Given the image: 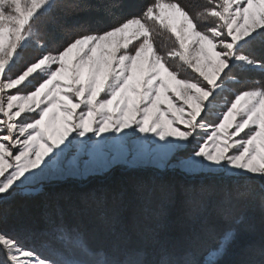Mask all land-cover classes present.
<instances>
[{
  "label": "snow or ice",
  "instance_id": "obj_1",
  "mask_svg": "<svg viewBox=\"0 0 264 264\" xmlns=\"http://www.w3.org/2000/svg\"><path fill=\"white\" fill-rule=\"evenodd\" d=\"M144 159L203 179L179 193L138 184L143 220L81 193L102 222L96 247L52 216L42 232L8 227L10 200L39 195L42 178ZM233 177L258 178L264 208V0H0V264H264V243L258 262L226 259L249 194L222 183ZM52 211L62 221L59 194ZM69 240L78 255L58 247Z\"/></svg>",
  "mask_w": 264,
  "mask_h": 264
},
{
  "label": "trees",
  "instance_id": "obj_2",
  "mask_svg": "<svg viewBox=\"0 0 264 264\" xmlns=\"http://www.w3.org/2000/svg\"><path fill=\"white\" fill-rule=\"evenodd\" d=\"M84 20L96 24L102 17L95 13H87ZM161 47H168L171 41L166 35L157 37ZM249 82L253 79H260L259 71L246 74ZM203 178L187 176L177 170L159 171L155 168L140 169L125 165L111 167L107 171L88 177L86 180H67L62 183H44L42 192L34 197L16 195L10 200L8 227L19 230L21 224H25L42 232L50 227L49 217L56 219L57 223L62 222L69 231L78 230L83 234L86 243L91 247H96L100 243L99 212L93 205H86L80 201L81 193H97L104 195L107 207L117 206L120 208L125 219L131 221L136 217L143 220L144 208L136 197V186L140 183H149L170 187L177 193L187 185L198 184ZM206 183L209 181H205ZM65 183H69L65 184ZM232 189L246 191L249 194L238 201L237 209L244 218V224L238 233V239L230 247L226 257L228 261H256L261 257L259 248L264 243V208L259 203V191L261 181L255 179L227 178L223 182ZM59 194L60 203L65 212L62 221L54 216L52 206L54 196ZM155 205L149 206V211H155ZM142 212V214H141ZM184 209L179 201H175L168 206L169 232L179 241L181 225L184 222ZM223 221L216 225L217 232L225 227ZM182 243V241H179ZM215 236L208 235L202 238L201 248H207L214 244ZM66 255H78V250L74 249L73 242L69 240L63 245H58ZM179 248V244H178Z\"/></svg>",
  "mask_w": 264,
  "mask_h": 264
},
{
  "label": "rangeland",
  "instance_id": "obj_3",
  "mask_svg": "<svg viewBox=\"0 0 264 264\" xmlns=\"http://www.w3.org/2000/svg\"><path fill=\"white\" fill-rule=\"evenodd\" d=\"M222 103V101L220 102ZM73 153L72 152H69L68 155L71 156ZM87 157H84L82 156L81 159H86ZM176 160L175 159H172L169 163V166L167 168L164 167V165L159 162V161H155V160H152V159H144L140 162H138L137 164L135 165H131L129 164L128 162L126 161H123V160H119V161H116V162H113L112 164H110L108 167L104 168L103 170L101 171H98V172H91V173H88L84 176H75V177H67V178H62L61 179V182L63 183L64 180L67 181V180H80V181H83V180H86V178L88 179V177H91V176H95L97 174H101L102 172L104 171H107L108 169H110L111 167H114V166H117V165H125V166H129V167H132V168H140V169H148V168H155L159 171H162L164 172V170H177L179 171L178 168L174 167V165L176 164ZM235 178V177H234ZM236 178H241V179H244V177H236ZM257 181H259L258 178H253ZM44 183H49L47 179L45 178H42V183L39 185L42 186ZM62 183H59V184H62ZM50 184V183H49ZM65 184H68L70 185L69 183H65ZM142 214V212H141Z\"/></svg>",
  "mask_w": 264,
  "mask_h": 264
}]
</instances>
